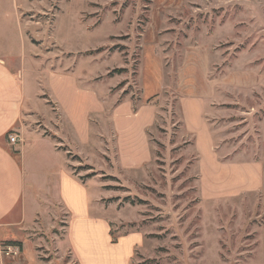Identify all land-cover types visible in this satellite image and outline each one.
Masks as SVG:
<instances>
[{
  "label": "rangeland",
  "instance_id": "374dc122",
  "mask_svg": "<svg viewBox=\"0 0 264 264\" xmlns=\"http://www.w3.org/2000/svg\"><path fill=\"white\" fill-rule=\"evenodd\" d=\"M26 2L44 79L73 77L42 81L47 121L48 91L75 93L69 146L39 119L92 202L1 241L0 264H264L262 195L240 184L258 177L233 166L264 156V0Z\"/></svg>",
  "mask_w": 264,
  "mask_h": 264
},
{
  "label": "crops",
  "instance_id": "0c3cea01",
  "mask_svg": "<svg viewBox=\"0 0 264 264\" xmlns=\"http://www.w3.org/2000/svg\"><path fill=\"white\" fill-rule=\"evenodd\" d=\"M29 8L31 4L26 0H0V242L22 240L34 225L51 222L55 208L75 212L80 206L88 209L92 202L89 184L72 172L68 155L42 128L44 124L39 119L42 116L52 127L51 133L69 146L62 128L63 106L74 115L75 93L68 95L69 104L64 105L62 95L58 99L53 88L52 93L46 89L61 112L54 119L57 124L47 121L42 111V106H48L42 81H48L52 75L61 80L73 77L64 70L49 77L45 71L44 79L43 64L35 59L33 51V23L23 15ZM12 132L20 138L15 145L9 141ZM240 165H246L244 171L250 168L258 177L256 184L244 181L241 186L259 190L264 206V156L233 166ZM221 166L217 165V169ZM101 225L109 236V223L105 220Z\"/></svg>",
  "mask_w": 264,
  "mask_h": 264
},
{
  "label": "built area",
  "instance_id": "2783aa9c",
  "mask_svg": "<svg viewBox=\"0 0 264 264\" xmlns=\"http://www.w3.org/2000/svg\"><path fill=\"white\" fill-rule=\"evenodd\" d=\"M9 141L11 144L15 145L20 142L19 135L16 132H12L9 135ZM4 255L7 257H15L20 254V248L18 246L6 245L4 246Z\"/></svg>",
  "mask_w": 264,
  "mask_h": 264
}]
</instances>
